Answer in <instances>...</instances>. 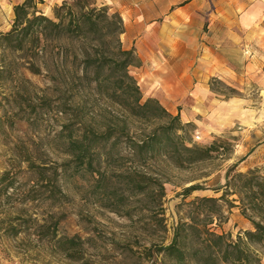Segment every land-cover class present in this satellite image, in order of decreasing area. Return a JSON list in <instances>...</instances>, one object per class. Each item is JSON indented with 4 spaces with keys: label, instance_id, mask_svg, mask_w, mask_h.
<instances>
[{
    "label": "trees",
    "instance_id": "16d2710c",
    "mask_svg": "<svg viewBox=\"0 0 264 264\" xmlns=\"http://www.w3.org/2000/svg\"><path fill=\"white\" fill-rule=\"evenodd\" d=\"M40 1L24 0L13 8L11 28L0 33V51L17 55L33 76L52 85L43 91L41 107L51 111L53 103L56 117L61 115L53 149L65 158L54 162L35 143L17 147L8 169L0 172V243L21 236L39 245L53 241L74 260L84 241L57 234L65 216L55 211L66 199L60 184L64 176H88L95 202L117 214L127 208L122 201L143 197L154 228L150 236L166 233L163 205L170 181L165 167L185 171L228 161L237 139L216 137L196 145L189 138L193 125L182 124L157 99L144 100L130 73L138 60L133 50L122 47L124 25L117 12L96 7L94 0H65L48 18L37 10ZM97 99L107 106H97ZM247 157L227 168L224 184L212 190L221 192L219 198L196 197L185 203L206 189L199 183L184 188L177 195L183 199L177 207L181 217L170 241L144 246L140 261L259 264L252 247L264 249V176L258 168L237 171ZM209 177L204 173L190 182ZM225 206L238 209L252 226L235 241L212 227L222 223ZM125 214L131 217L129 211Z\"/></svg>",
    "mask_w": 264,
    "mask_h": 264
},
{
    "label": "rangeland",
    "instance_id": "374dc122",
    "mask_svg": "<svg viewBox=\"0 0 264 264\" xmlns=\"http://www.w3.org/2000/svg\"><path fill=\"white\" fill-rule=\"evenodd\" d=\"M63 1L65 0H41L37 10L44 16L52 18L54 9ZM94 1L96 7H107L110 12H114L103 0ZM205 1L206 6L201 5L191 18L181 15L178 20H162V29L156 32L152 42L144 44L145 50H148V47L153 48L162 62L171 65L189 63L192 60L189 56L193 50H197V56L206 48L215 50L225 38L226 28L220 21L217 22L212 14L214 8L210 6V0ZM12 21L13 19L8 20L0 33L7 32ZM224 49L227 58L236 62L237 52L229 48ZM0 67L4 71L0 74V172L8 169L21 143L39 144L52 161L61 163L65 157L53 149L56 135L61 130L62 120L59 119L61 115L57 114L56 117L53 103L52 110L46 111L47 108L41 107L40 101L43 91L52 85L42 77L33 76L17 55L0 51ZM209 87L211 92L220 97L233 98L238 94L235 89L216 79H210ZM143 97L144 100L147 98L144 93ZM62 102L63 100L60 101ZM97 106L106 107L107 103L97 99ZM242 124L245 125L246 131L235 124L232 129L210 137L208 133L204 136L203 130L193 127L194 130L189 135L190 141L196 145L210 143L216 137L224 139L235 137L237 143L230 160L206 163L185 171L165 167L170 181L165 185L166 197L163 205L168 230L166 233L157 232V236H150L149 233L152 231L150 229L154 228L149 224V216L143 208V197L122 201L127 208L125 210L121 208L120 214H117L115 210L104 208L95 202V196L91 194L89 188L88 176L84 178L64 176L60 184L66 199L55 211L64 213L65 216L57 234L58 237L67 238L78 236L84 241L74 260L68 258L69 256L65 255L53 241L39 245L21 236L17 240H2L0 264H144L142 260L140 261L144 246L148 247L151 242L165 245L171 239L172 228L181 217L177 207L183 199L177 195L184 188L199 183L206 190L191 195L184 200L185 203L193 201L196 197L219 198L221 192L216 194L212 190L224 184L227 168L244 155L252 154L264 142V127L256 130L251 123L242 121ZM239 127L241 129H238ZM262 159L264 160V156ZM258 170L260 175L264 176V164L258 167ZM204 173L210 174V177L190 182ZM137 199L141 201L136 202ZM233 199L234 197L228 198L229 201ZM128 211L131 217L126 216L125 213ZM223 211L225 218L222 223L215 222L212 226L215 232L230 234L235 241L237 236L243 237L244 231L252 230L251 224L238 209L229 210L225 206ZM252 250L257 251L260 256L259 264H264V249L253 246Z\"/></svg>",
    "mask_w": 264,
    "mask_h": 264
},
{
    "label": "crops",
    "instance_id": "0c3cea01",
    "mask_svg": "<svg viewBox=\"0 0 264 264\" xmlns=\"http://www.w3.org/2000/svg\"><path fill=\"white\" fill-rule=\"evenodd\" d=\"M23 1L0 0V30L13 19V8ZM103 1L123 21L120 41L123 49L134 51L138 65L130 68V73L147 98L157 99L170 114L178 115L182 124L203 130L204 136L220 134L235 124L244 129L242 121L251 123L256 130L264 127V0H210L216 21L226 28L225 38L215 50L200 51V56L193 50L189 56L192 60L179 65L162 62L156 51L150 47L145 50L144 44L154 40L162 29V20H178L181 15L191 18L207 1ZM224 48L237 52L236 62L227 58ZM210 79L228 85L238 94L233 98L215 95L209 87ZM263 156L264 142L237 171L263 166Z\"/></svg>",
    "mask_w": 264,
    "mask_h": 264
}]
</instances>
